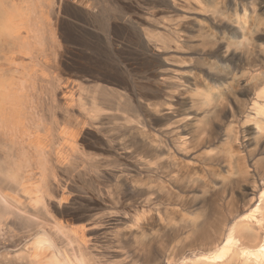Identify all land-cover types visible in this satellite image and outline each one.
Segmentation results:
<instances>
[{
    "label": "bare ground",
    "instance_id": "bare-ground-1",
    "mask_svg": "<svg viewBox=\"0 0 264 264\" xmlns=\"http://www.w3.org/2000/svg\"><path fill=\"white\" fill-rule=\"evenodd\" d=\"M177 1L173 0L175 4ZM190 1L184 2L190 5ZM255 4L253 7L243 5L245 12L240 16V21L243 19L247 22L252 16L258 17ZM81 6L82 0H76L74 3L68 0H0V264H95L96 261L94 263L91 261L92 257L88 252H93L99 243L107 242V249L111 248L112 242L116 240L115 236L110 237L108 234H104L102 237H105L99 240L96 230L97 226L104 225L103 232L107 233V228L122 220L114 217L115 214L107 219L105 215L97 216L94 212L91 214L93 209L88 204L80 208L83 210L80 214L77 212V224L71 223L66 217L69 210L74 208L70 197L73 193L71 186L75 177L84 170L82 165H85L83 159L86 155V144L83 143L80 132L89 125L98 124L104 116L110 115L107 112L109 108L98 102L94 96L91 99L89 96V98L80 96L81 105L78 107L74 87L77 85L83 90L87 85L86 81L96 82L102 79L108 83L106 86L123 88L124 95L132 105L134 103L130 96L133 93L132 97L139 103L136 105H140L148 114L143 117L134 108L132 111L131 108L121 109L119 119L132 123L130 125L132 127H128L126 123H121L120 126L125 125V129L135 134L134 139L120 142L108 139L102 144L122 155L120 153L122 149L127 153L131 152L129 148L134 141L142 145L144 160L152 154L150 159L158 161L165 154L164 157L168 160L167 167L174 164L170 171L162 172L166 173L168 178L166 182L161 183L160 191L163 198L171 202L163 207L160 204L156 205L159 212L157 217L160 220L169 216L165 221L169 220L171 225L173 215H181L191 198L193 201L202 199L201 202L204 203L215 202V190L223 187L220 185L215 189L202 177H199L201 179H198L196 185H186L188 174L190 179L196 177L194 172L180 164L178 157V151L181 152L183 149L182 144L198 147L209 146L215 142L217 128L211 121V124L199 125L197 122L202 118L194 115L189 122L191 129L186 130V125L166 129L164 134H171L170 142L173 144L167 141L163 144V139L158 138L152 129L153 123L149 122V127L145 120L151 119L154 114H161L166 108L165 105L177 115L188 116L194 104L188 108H180L179 99L192 96V102L197 101L203 106L217 107L225 104L222 109H214V117L218 122L223 120L227 110L234 113L235 106L228 96L235 91L223 92L219 86L208 84L201 72L193 73L191 69L180 70L168 66L145 76L155 89L167 95L164 100H155L153 95H143L135 90L128 93V88H131L132 84L119 68L114 67L103 73L102 68L108 64L98 60V57L96 60L92 59L90 64L81 59L72 61L68 57V53L77 48H70V43L84 44L86 48H92L85 43L82 33L70 34L68 30L69 10H80ZM111 27L115 30L112 31L109 24L103 32L110 37H119L120 33L117 30L119 27L115 24ZM168 30L170 33L167 36V43L174 44L173 49L176 51L195 48L204 54L211 42H205V37L207 39L210 35L208 31L202 29L199 30L202 40L195 45L188 44L189 41L183 38L182 29ZM125 34L130 36L129 32ZM247 40L248 38L238 42L231 41L229 45L249 47ZM248 47L246 49H251V46ZM209 52L207 51V54ZM206 60L203 62L206 68L219 67L218 64L214 65ZM168 61L170 59L166 58L164 62L169 64ZM263 70L254 74L256 79L253 85L258 95L254 100L256 119H253L256 124L253 128L257 134V143L264 137ZM254 71H258V68L252 70ZM233 77L235 78L234 75ZM73 83L74 85L70 86ZM260 97H263V100L260 101ZM235 101L237 104H244L237 96ZM202 110L205 111L207 108L204 107ZM236 138L235 133L227 135L228 150L234 155L228 162L231 168L235 163V153L243 151L237 147ZM135 152H140L139 148ZM205 155L200 156L201 160L208 159ZM93 159L89 164L93 172L100 164L99 159L108 160L95 156ZM239 159L242 160L239 165L245 176L248 169L247 159L244 154ZM106 164L109 166L111 163ZM205 170L210 174L209 169ZM125 179L128 188H136V184L129 176ZM261 180L264 181L262 174ZM227 205L231 207L232 202ZM151 211L152 208L145 209L140 203L134 205V208L129 207L125 211L126 216L123 218L126 221L123 225L129 228L133 224L139 225V220ZM235 213L232 219L224 218L218 234L213 237L206 232L209 222L190 225L191 233L194 234L198 230L200 236L198 239L203 241L204 247L191 249L180 259L168 264H264V190L257 205L249 206L248 209H237ZM151 218L154 220V216ZM140 247L144 257L151 255L146 243L142 241Z\"/></svg>",
    "mask_w": 264,
    "mask_h": 264
},
{
    "label": "rangeland",
    "instance_id": "rangeland-1",
    "mask_svg": "<svg viewBox=\"0 0 264 264\" xmlns=\"http://www.w3.org/2000/svg\"><path fill=\"white\" fill-rule=\"evenodd\" d=\"M68 1L74 3L76 0ZM184 1L186 0H178L175 4L173 0H82L83 6L80 10L71 9L68 12L69 33H82L85 43L92 46V48H86L84 44L70 43V48L77 47L78 49L70 51L68 57L72 61L81 59L88 64L98 57V60L108 64L104 65L107 68H102L103 73L114 67L119 68L132 84L131 88L127 86L129 87L128 93L135 90L143 95L151 94L155 100H164L167 95L155 89L145 76L168 66L180 70L191 69L193 73L201 72L208 84L219 86L223 92L235 91L234 94L229 93L228 96L235 106L234 113L227 110L223 120L218 122L214 117V109H222L225 104L217 107L203 106L197 101L192 102V96L179 99L180 108H188L192 103L194 104L188 116L186 114L177 115L172 112V109L167 108L168 105H165L166 108L161 114H154L151 119L145 120L149 127V122L153 123L152 129L158 138L163 139V144L165 141L168 143L172 140L171 134H164L166 129L184 125H186V130L191 129L189 122L194 115L202 118L197 122L199 125L212 122L217 128V138L211 145L191 147L188 146L189 144H182L183 149L181 152L178 151V157L180 164H184L182 165L184 168L194 172L196 177L190 179L186 172L188 174L186 185H196L198 179H201L199 177H202L215 189L220 185L223 187L215 190V202L204 203L201 202L202 199L196 201H193V198L189 199L187 208L181 212V215H173L174 220L170 225L169 220L165 221L169 219V216L160 220L157 217L159 212L156 208L159 204L163 207L171 202L163 198L160 185L168 178L166 173L162 172L170 171L174 164L167 167L168 160L164 157L165 154L158 161L150 159L152 154L144 160L145 153L142 145L134 141L129 148L134 154L122 149L120 150L122 155H119L102 144L108 139H115L119 142L134 139L135 134L125 129V125L120 126L121 123H126L128 127H132L130 126L132 123L129 124L119 119L118 114L122 112L121 109L131 108L132 111L134 108L143 117L148 115L146 111L140 105H136L139 103L132 97L133 93L130 99L134 105L124 95L123 88L106 86L108 83L102 79L96 82L86 81L87 85L83 90L75 85L74 92L78 107L81 105L79 98L90 97L91 99L94 96L98 102L109 108L107 112L110 115L104 116L101 121L103 123L89 125L80 132L83 143L86 144V155L83 159L85 165H82L84 170L75 177L73 186H71L73 193L70 197L74 208L69 210L66 217L71 223L76 222L77 224L76 216L78 217V213L83 211L80 208L90 204L93 209L91 214L94 212L97 216L105 215V219L115 214L114 217L122 219L115 222L111 228H107V233L103 232L105 231L103 230L104 225L96 227L99 240L105 237H102L104 234L110 237L115 236L116 240L112 242L111 248L107 249V242L104 243L105 245L99 243L94 247L93 252H88V255L92 257L91 261L93 263L96 261L95 264H168L175 262L191 249L204 247L203 241L198 239L200 238L198 230L194 234L191 233L190 225L209 222L206 232L213 237L218 234L225 217L232 219L237 209H248L249 206L253 207L260 202V195L264 190V181L261 180V174L264 175V137L257 143V134L253 128L256 124L253 119H256L254 100L258 98V95L253 85L256 79L254 74L264 69V0H206V3H204L205 0L202 2L191 0L190 5ZM253 4L257 7L258 17L252 16L247 22L243 19L240 21V16L245 12L243 5L253 7ZM109 24L112 31L115 30L111 27L112 24L119 27V29L116 27L120 33L119 37H110L109 34L103 32ZM169 28L182 29L183 38L185 37L191 45L198 44L202 40L201 29L208 31L210 36H207V39L205 37V42H211L207 46L206 53L203 54L195 48H184L178 51L173 49L174 44L167 43ZM244 31L246 36L243 35ZM126 32H129L130 36H125ZM246 38H248V45L251 49L250 46L246 49L247 47L244 46H238V48L237 44L229 45L231 41L238 42ZM169 46L172 47L169 48ZM207 51L210 52L207 54ZM100 53L104 56H99ZM166 58L170 59L169 64L164 62ZM206 59L214 65L218 64L219 67L217 69L206 68V64H203ZM255 68H258V71L252 72ZM259 74L262 73H257ZM73 85L74 83L70 84V86ZM235 96L244 103V106L241 103L237 104ZM259 100H263V97ZM215 101L212 103L214 104ZM255 106L257 107V104ZM204 107L207 110L203 111ZM166 114L168 115L165 116ZM184 116L187 118L182 119ZM233 133L237 136V147L243 151L234 152L235 163L231 168L228 162L230 158L233 159L234 155L228 150L227 135ZM170 144L173 143L170 142ZM137 148L140 150L138 153L135 152ZM206 153L210 155H205ZM243 154L248 165L245 176L239 165L242 162L239 157ZM92 155L96 158L108 159H99L100 164L94 172L89 165L93 159ZM201 155H205L208 159L201 160ZM106 163L111 164L107 166ZM205 168L211 171L210 174ZM128 176L136 184V188H128L125 181V177ZM105 200L107 202H103ZM230 202H232L231 207L227 205ZM139 203L145 209L152 208V211L139 220V225L133 224L130 228L123 225L126 221L123 218L126 216L125 211L129 207L134 208V205ZM142 241L151 251V255L147 258L144 257L143 250L139 249Z\"/></svg>",
    "mask_w": 264,
    "mask_h": 264
}]
</instances>
